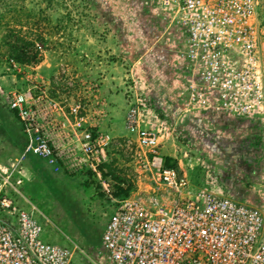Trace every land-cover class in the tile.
Returning a JSON list of instances; mask_svg holds the SVG:
<instances>
[{
    "label": "built area",
    "instance_id": "obj_1",
    "mask_svg": "<svg viewBox=\"0 0 264 264\" xmlns=\"http://www.w3.org/2000/svg\"><path fill=\"white\" fill-rule=\"evenodd\" d=\"M162 35L174 34L184 73L179 103L184 113L208 111L260 121L264 128V62L259 51V0H152ZM95 84H92V86ZM0 92L21 124L27 154L54 173L85 174L112 196V137L97 127L80 100L56 97L45 83ZM93 92V88H92ZM147 189L115 199L93 254L42 240L33 214L15 205V165L0 170V264H75L79 249L90 264H264V212L206 188L192 191L186 173L167 165L164 127L140 125ZM16 189V188H15Z\"/></svg>",
    "mask_w": 264,
    "mask_h": 264
},
{
    "label": "rangeland",
    "instance_id": "obj_2",
    "mask_svg": "<svg viewBox=\"0 0 264 264\" xmlns=\"http://www.w3.org/2000/svg\"><path fill=\"white\" fill-rule=\"evenodd\" d=\"M259 1L258 44L264 62V0ZM154 15L152 0H0L1 90L45 83L56 97L80 100L97 119L98 129L112 137V196L85 174L52 172L33 154L18 163L25 137L0 92V170L15 165L13 183L15 178L21 181L16 189H7V195L33 214L46 242L93 254L101 246L115 199H120L113 194L118 185L129 186V193L147 189L149 181L138 158L137 127L129 118L132 109L140 125L164 127L162 153L172 167L186 173L189 185L264 210V174L252 169V145L239 144L245 137L206 120L207 126L199 122L193 133L188 132L177 118L161 115L150 100L157 83L174 93L177 82L169 59L173 40L155 36L149 21ZM17 38L31 41L32 52L40 48V61L16 60L9 43L17 44ZM144 46L151 48L146 51ZM156 116L161 123H156ZM251 170L258 172V179L249 178ZM87 260L79 249L73 251L75 264H90Z\"/></svg>",
    "mask_w": 264,
    "mask_h": 264
},
{
    "label": "crops",
    "instance_id": "obj_3",
    "mask_svg": "<svg viewBox=\"0 0 264 264\" xmlns=\"http://www.w3.org/2000/svg\"><path fill=\"white\" fill-rule=\"evenodd\" d=\"M155 16L156 15H154L152 19H149V21L152 22V29H153L155 36L157 38L167 36L173 40V45L170 44V47H169L173 49V52H171V49H170V52L172 54H170L171 57H169V59H170V64H171L170 66H172V70L175 71L176 73L177 82H176L174 93H171L169 87L166 88L165 84L160 86V84L157 83V87L154 88V95H153L154 97L150 99L152 100L154 107L159 110V113L161 115L169 117V120L171 118H177L178 121H180L182 125L184 124L183 127L182 126L181 127L187 128V130H190L188 132H191V133L195 131L194 126L196 125V123L199 125L201 123L202 127L207 126L206 123L204 122V120H206V121H213L215 122L217 126H223V128L226 130H229V131L234 130L235 132L241 134L243 137H245V139L239 141V144L244 142V143H248L249 145L250 144L252 145V148L254 149V152H255V154L253 155V158H255L253 162L255 164L254 165L255 167H252V169L254 168L256 170L257 168L259 170L258 172L260 173L258 174V172L256 171L257 174L262 176L264 174L263 173L264 172V128H262L260 121H257L255 123H250L247 119L236 118V117H226V116L213 114V113H210L208 111H203V110L189 112V113H184L182 111L180 103H179L180 102L179 93L183 86L184 73H183V68L181 66V61H179L177 57H175L176 56L175 55L176 48L174 44L175 37L173 36L174 34H172L174 32L171 31L172 33H167L166 35H162L161 34L162 32L158 31L159 30V25H158L159 19H157ZM149 48L151 47L144 46V49L146 51ZM168 94H170V96H168ZM108 111L113 112L114 111L113 107L111 106L110 108L108 106ZM161 122L162 120L156 116V123L159 124ZM253 170H251L250 172H248L249 170L247 171L249 178L252 180L258 179V177L255 176L256 172ZM189 187L192 190L198 189V187L193 188V185L192 186L189 185ZM199 188L202 189L201 187Z\"/></svg>",
    "mask_w": 264,
    "mask_h": 264
},
{
    "label": "trees",
    "instance_id": "obj_4",
    "mask_svg": "<svg viewBox=\"0 0 264 264\" xmlns=\"http://www.w3.org/2000/svg\"><path fill=\"white\" fill-rule=\"evenodd\" d=\"M18 43H9V48H10V53L16 60L22 63H33V62H38L39 60V55H40V48L36 50V52H32L29 50V48L33 45L31 41H27L23 38H17ZM15 114V113H14ZM16 116V115H15ZM111 164V163H110ZM110 164H106V166L109 169L110 173ZM167 165H170L169 162L166 161ZM171 166V165H170ZM64 176H66L64 174ZM89 181H93L90 178H86ZM130 187H123L121 185H118V188L116 191H114V196L123 198L129 194Z\"/></svg>",
    "mask_w": 264,
    "mask_h": 264
}]
</instances>
